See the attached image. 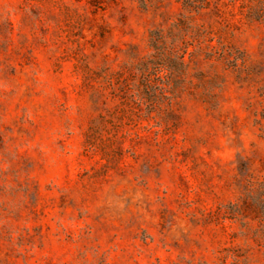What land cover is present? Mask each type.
I'll return each instance as SVG.
<instances>
[{
  "label": "rangeland",
  "instance_id": "1",
  "mask_svg": "<svg viewBox=\"0 0 264 264\" xmlns=\"http://www.w3.org/2000/svg\"><path fill=\"white\" fill-rule=\"evenodd\" d=\"M0 264H264V0H0Z\"/></svg>",
  "mask_w": 264,
  "mask_h": 264
}]
</instances>
